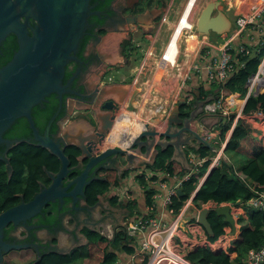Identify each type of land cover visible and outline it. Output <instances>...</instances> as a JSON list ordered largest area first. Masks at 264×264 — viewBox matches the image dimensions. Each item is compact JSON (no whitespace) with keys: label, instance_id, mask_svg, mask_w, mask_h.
Listing matches in <instances>:
<instances>
[{"label":"water","instance_id":"1","mask_svg":"<svg viewBox=\"0 0 264 264\" xmlns=\"http://www.w3.org/2000/svg\"><path fill=\"white\" fill-rule=\"evenodd\" d=\"M90 2L91 0H0V46L11 34L15 35L18 44V49L11 60L0 67V145H5V156H7L9 149L23 142V140L10 141L3 135L18 119L24 118L37 144L47 149L60 161L59 171L55 175L49 173L51 180L49 187L42 188L28 202H21L0 213V264H4V255L12 249L28 248V246L7 244L3 240L4 230L9 225L16 227L25 224L39 214L49 202L58 199L60 203H63L65 197L76 200L84 196V189L91 182L89 173L99 162L107 161L112 156L123 155L127 159L128 167H139L143 162L152 165L159 151L171 147L173 148L172 160L179 162L184 170H187L186 147L193 149L205 147L210 152L216 151L211 140H205L191 127L195 119L204 124L207 129H211L213 125L223 124L222 116L204 112V105L211 98L206 97L205 100H201L199 89L193 90L195 97L193 104L187 105L180 101L175 110L169 114L164 132L157 131L159 119L154 117L149 122H142L143 129L137 136L134 137L127 131L120 134L121 141H130L126 148L113 147L100 150L99 147L104 140L109 138L115 121L124 120L129 117V113L135 111L134 100L139 93V89H136V93L126 104V113L117 118L124 98L118 100L108 98L115 89L110 88L112 90L108 91L107 86H104L97 91L93 102L96 109L99 108L103 112L96 116L98 125L94 129L95 133L83 137L75 144L81 151V157L88 159L86 167L77 178L64 186L71 170L69 158L64 153L63 143L55 141L49 134L51 125H48L43 134L39 133L32 116V109L42 104L52 94L57 95L61 107L64 94L82 97L79 91L68 89L70 82L73 83V77L65 85L63 79L67 64L77 60L75 53L87 28ZM219 7L220 1H210L205 5L196 22L198 37L209 38L212 33L221 36L232 32L235 26L234 16L232 13H224L219 10ZM214 12H216L215 15ZM259 69L260 66L256 74ZM121 83L123 82L119 84ZM249 85L248 81L245 103L251 94L254 97L264 94V92H250ZM218 91L216 89L214 94ZM189 108L191 110L186 112ZM54 119L55 117L50 124ZM138 157L148 160L143 159L140 163L136 161ZM0 159L5 160L11 175L8 159L6 157H0ZM210 173L211 171L208 176ZM73 185L74 188H72ZM178 194H182L181 190ZM210 213L223 217L224 222L231 227L232 235L236 234L237 227L230 206L205 208L199 211L197 222L205 229L209 237L214 236L208 221ZM50 251L65 253L59 250ZM43 254H38L37 260L32 264H37Z\"/></svg>","mask_w":264,"mask_h":264},{"label":"trees","instance_id":"2","mask_svg":"<svg viewBox=\"0 0 264 264\" xmlns=\"http://www.w3.org/2000/svg\"><path fill=\"white\" fill-rule=\"evenodd\" d=\"M8 41L15 43L17 39L15 35L11 34ZM263 56L264 46L259 54L248 59L244 69L220 87L223 94L225 96L239 94L240 98H245L247 93L246 83L257 72ZM214 88L217 87H212L207 91L201 87L199 89L200 95L205 97L217 96L218 94L213 92ZM39 106L40 104L32 109V116L35 126L42 133L53 114L54 106H51V109L45 113L42 124L35 119V113L33 112ZM229 129L232 133L225 150L241 152L249 157L251 161L238 174H235L232 167L227 164L213 169L205 183L199 187L193 199V203L197 207L209 201L220 204L235 202L238 199L248 200L252 196V192L246 179L254 183L253 187L255 189L264 190V94L257 97L251 94L242 110V117L236 121L234 114H232L227 124L221 128V136L224 137ZM56 130L57 127L53 124L52 132L54 133ZM4 137L23 140V142L14 145L7 153L6 158L9 161L11 175H9L8 171L10 170L9 167L7 168L5 160L0 159V212L19 204L21 201L20 196L23 197L24 202L31 200L35 193L39 191L40 183L50 184L51 181L46 172L56 174L60 169L58 158L32 140V131L24 118L18 119L6 131ZM190 150L200 157L212 154L205 147L190 148ZM64 153L70 160L69 167L77 166V156L80 155V150L75 146H70L64 149ZM172 155L173 148L171 147L161 150L158 152L153 164H146L145 167L153 171H165L170 177L183 176L186 170L179 162L172 160ZM119 157L121 164L127 166L126 157L123 155H119ZM206 166L207 164L202 168L201 174L205 173ZM78 174H80L79 171L72 170L69 178H74ZM98 174L105 176L107 180H95L87 186L86 196L90 204L95 203L99 195H106L111 187L118 186L129 172L125 171L120 176L115 170L102 168L98 171ZM141 181L143 182L142 179ZM196 188V177H192L185 182L181 188L182 194L174 199L170 208L171 213H178ZM110 201L112 204H117L119 201L122 202L121 204L124 203L123 200H119L117 197L110 198ZM144 203H151L149 196L145 197ZM123 206L128 211L127 215L134 216L141 211L142 201L133 200L128 204L124 203ZM208 221L214 235L210 237L211 240L226 232V224L221 223L214 213L208 215ZM236 221L238 225L237 233L231 237L226 252L214 254L208 249L200 248L188 255L189 261L193 264H246L248 250L258 248L264 239V214L258 211H251L245 215L239 213ZM52 222L57 223V220L54 218ZM81 233L86 239L85 245L78 246L65 254L53 251L46 252L37 264H69L74 261H79L80 264H113L119 254L129 256L135 252V248L129 242L132 238L127 233L116 232L112 239H108L99 231L90 230L88 227H84ZM12 253L18 254L17 257L24 260V263L31 261L29 264H32L37 260L34 250H12L6 256L5 264H8V257Z\"/></svg>","mask_w":264,"mask_h":264},{"label":"built area","instance_id":"3","mask_svg":"<svg viewBox=\"0 0 264 264\" xmlns=\"http://www.w3.org/2000/svg\"><path fill=\"white\" fill-rule=\"evenodd\" d=\"M187 3L189 5L190 1L187 0L186 5ZM226 9H229L232 16H234L235 26L232 32L218 36L216 39L208 38L207 42H202L199 45L200 47H197L190 62L188 60L187 78L189 72L195 71L199 76V80L210 86V88L214 86L220 89L240 70L244 69L248 59L259 54L264 46V0H229ZM184 10L185 8L175 20L178 24L177 27L171 24L169 37L162 45L161 56L155 57L152 54L153 49L147 52V50L141 48L140 51L143 55H146V53L152 55V57L158 59L161 66L169 69L177 68L181 63L180 61L184 63L189 59L186 48L184 51L180 49L176 63L169 62L166 58L168 47L175 35H180L177 40L183 41L186 34H196L197 21L194 19L197 17L194 13L189 15L191 18L190 27L179 31V25L183 23ZM229 10L227 11L229 12ZM166 21L168 22V17L165 14L162 17V22L165 23ZM151 43L150 39L147 46ZM185 57L186 59H183ZM263 58L264 56L259 66H261ZM256 73L248 79L249 84L257 75ZM114 80H116V76L110 75L106 82ZM124 80L125 78L122 76L119 82ZM183 84L184 82L180 87L177 85L176 89H173L176 92L174 102L181 100L187 105H191L195 101L194 94H183ZM216 94L218 95L212 97L204 105L205 113L220 115L223 117V122L225 119H229L232 114L234 116L236 114L235 120L242 117L243 106L236 110L233 103H228V100L235 94L225 96L222 88ZM158 109L156 107V111ZM165 113L163 112L161 119L165 118ZM191 127L205 140H211L213 146L219 145L218 148L215 146L216 151L212 155L200 157L193 151H189L190 153L187 156L189 166L183 176L170 177L165 171L150 170L145 167L146 162L140 164L139 167L126 166L125 170L129 172L126 178H130L129 183H126L125 178L118 186H113L109 190L110 193H108L111 194V197H117L119 200H123L125 204L141 199L140 197H142L141 201L145 202L146 196H149L151 200L150 204L144 203L138 214L128 215L123 223L125 232L132 238L130 245L135 248V252L129 256L119 254L113 264H193L188 259L190 253L200 248L208 249L214 254L226 252L229 248V241L234 236L230 228L228 232H224L216 239L211 240L205 229L197 222L200 210L230 206L236 227L238 226L237 214L243 213V206L245 205L249 206L251 211L264 214V190L255 189L253 187L254 183L248 179L246 181L252 192V196L248 200L238 199L235 202L220 204L209 201L201 204L200 207L195 206L193 199L199 187L205 183L208 173L223 164L230 165V162L225 157L228 140L222 142L218 139L221 137L222 126L213 125L211 129H207L204 124L195 119L191 123ZM206 164V171L201 174V170ZM192 177L197 178V188L191 193L178 213H171L170 208L174 199L179 196L178 191ZM191 208L195 211V217L193 221L187 222L185 217ZM101 234L110 239L113 236L112 232L101 231ZM246 264H264V239L258 248L248 250Z\"/></svg>","mask_w":264,"mask_h":264},{"label":"flooded vegetation","instance_id":"4","mask_svg":"<svg viewBox=\"0 0 264 264\" xmlns=\"http://www.w3.org/2000/svg\"><path fill=\"white\" fill-rule=\"evenodd\" d=\"M165 1L166 0H91L89 16L87 18V28L75 53L77 60L70 61L67 64L65 77L63 79V83L65 85L68 84L73 77V83L70 82L68 89L72 91H79L82 97L78 95L71 96L69 94H64L62 107L57 95L52 94L47 97L46 100L43 101L42 104H40V106L33 111L35 113V119L40 121L42 124L46 115L45 113L51 109V106H54L53 114L48 123L45 125L43 132L41 133L37 128L40 134H43L48 125H51L49 126V134L55 141H61L63 143L64 149L70 146H75V144L78 143L80 139H82V137H68L63 130L67 122L74 119V117L71 119L69 116L66 120L64 119L69 110V104L67 102H69L70 99H74L76 102H78L77 100L81 102L90 101V97L87 96V90L90 89V84L86 80L88 75H92L93 77L97 78L102 71V75L99 77L100 80H98L95 85L96 90H98L97 88L103 81L105 74H116L120 72V74L124 77L130 76L131 68L135 61L143 56V53L140 51V49L142 47H146L149 44L150 37L155 34L154 31L160 24L159 22L161 16L166 11L167 7H169V10H172V12L177 13L181 8V0L179 2H176V0H169L166 4ZM183 2L184 0H182V3ZM227 3L228 2H225L222 5L226 6ZM213 14L215 15L216 12ZM171 18L172 15L168 19L169 23ZM197 19L198 17L194 20L197 21ZM168 22L164 23L166 27L168 26ZM31 23L34 25L33 21H31ZM212 35L218 37L216 34L212 33L209 38H212ZM8 37H6L0 46V67L4 66L13 57L14 53L18 49L17 42H9ZM112 37L116 38V41H118V46H120L119 48L115 49V54L123 58L121 62H117L116 64H113V61H115L117 58L112 49L105 50L108 47H117V45H115L113 42L108 41V39ZM168 37L169 35L166 36L164 40L162 39L157 47H162ZM157 47L153 48L152 52H154L155 49H158ZM154 56L156 57L157 55L154 54ZM103 60L107 61L108 63H104ZM208 97L212 99V97L215 96ZM205 99L206 97L201 95V100ZM135 103L136 101L134 100V104ZM190 110L191 108L187 109L186 112H189ZM78 113L84 114L83 110H79ZM185 115L186 114H184V116ZM53 117H55V119L50 124V121ZM116 123L117 121L114 123L111 131L115 127ZM53 124H55L57 127V130L54 133L52 132ZM111 131L110 135L112 137ZM4 138L10 141L19 140H13L6 137ZM32 140L35 141L34 138H32ZM28 141L30 140L28 139ZM117 144L118 143L114 141V143H107L106 147H117ZM105 148L101 147L100 149L104 150ZM5 152V145H0V157L5 158ZM77 160V166H72L69 168L71 172L72 170H76L81 174L86 167L88 159L81 157L80 151V155L77 156ZM102 168L115 170L120 176L121 171L125 170V166L121 164L119 155L112 156L109 160L99 162L91 169L89 173V179H91V182L87 186H89L95 180H107L105 176L98 174V171ZM46 173L50 179V172ZM51 174L55 175L53 173ZM80 174L74 178H69L68 175L67 180L64 182V186L67 185L68 182L77 178ZM49 185L40 183L39 191L42 188L49 187ZM87 186L84 189V196L79 197L76 200L71 197H65L63 199V203H60L58 199L49 202L41 209L39 214L28 220L25 224H20L16 227L9 225L4 230L3 240L10 245L28 246V248L24 249L34 250L35 254L38 256V254H43L50 252V250H54L58 243V237L62 233H71L72 235L73 233L74 235L82 234L81 232L84 227H88L90 230H95L94 228H96V231H104L108 233L112 232L113 236L116 234L117 229L123 233H126L123 223L128 216L127 213L124 214L123 217L117 216V214L112 208H110L109 205L103 204L104 201L106 202V200H104L106 199L104 196L101 197L99 195L98 200L95 203H88L86 196V189L88 188ZM74 187L75 186L73 185L72 188ZM20 199V203L24 202L22 196H20ZM102 205L104 206L105 212L102 213V211L99 210L100 212L97 211V214H95L96 209ZM77 212H87V216L84 218L85 225H82L81 227H79L80 223H77V220L81 221L77 217ZM54 218L57 220V223L52 222V219ZM74 225L76 228L73 227ZM70 226L73 227V230ZM54 240H56V242H54ZM7 255L8 253L4 255V264L6 262ZM15 259L20 262H24V260H22L20 257ZM12 261L13 260L8 261V264H12Z\"/></svg>","mask_w":264,"mask_h":264},{"label":"crops","instance_id":"5","mask_svg":"<svg viewBox=\"0 0 264 264\" xmlns=\"http://www.w3.org/2000/svg\"><path fill=\"white\" fill-rule=\"evenodd\" d=\"M227 2L229 3V0H227ZM228 3H227V6H228ZM200 12H201V10H200ZM200 12H199V14H200ZM165 14L168 17V19L172 15L170 23L168 22V26L166 27L164 22L161 21V23L158 25V27L154 31L155 34L150 37L152 43L149 46L142 47L143 49L147 50V52L151 51V49H153V47L154 48L157 47L159 42L162 41V39L164 40V38L169 35V32L171 30L170 26H171L172 22L175 21L177 16H178V13L172 12V10H169V7H167L166 11L162 15H165ZM157 40H158V43H157ZM207 40H208V38L203 39V38L198 37L195 34L193 37L187 36L183 39V41H181V44L179 47V52H180V49H182L184 51V49L186 48V52H188L190 56L194 55L199 44H201L202 42H207ZM108 41L113 42L115 45H117V47H115V48L108 47L105 50H111L112 49V51L115 54V51H116L115 49L120 47V46H118V41H116L115 37L109 38ZM190 41L193 42V47H188L187 44ZM115 56L117 59L115 61H113V64H116L117 62H121L123 60V58L120 57L119 55L115 54ZM177 56H178V54H177ZM187 56H188V54H187ZM147 57H149L148 53H146V55L141 56L138 60L135 61L134 65L131 68L130 76H128V77L123 76L125 78V80L123 81V83H121V85L119 84L120 83L119 80L122 77V75L120 74V72H118L116 74H105L103 81L100 83V85L97 88L98 90H101V88H103L104 86H107L106 89L108 91L112 90L110 88H114L115 90L114 91L112 90V92L108 98H111L114 100L124 98V101H123L124 103L120 109V112L117 113V118H119L120 116H122L126 113V106H127L126 104H127L128 100H130V97L134 93H136L135 90L139 89V91L141 93L138 96L137 103L135 104V111L133 113L128 114L129 120H123L124 124L121 125V127L118 130L119 132L117 133V136L115 137V141L118 144H125V142L128 141V140H125L123 143L118 141L119 140V138H118L119 134H124L125 131H127L128 133H130L132 136L135 137L143 129V125L140 126V123L142 124V122H149L155 116H157V118L159 119V124H157V126H156L157 131L158 132H164L165 129L167 128V120L165 121V119L169 116V114L172 111L175 110L176 106L179 103V101L174 102V95L176 92L173 89H176L177 85H179V87H180L183 82H184L183 85L185 86L186 81L190 78L191 72H189L188 78H187V74H186V70L188 69V63L191 60L190 57H189V59H187V61H186L187 63L186 62L182 63V65H185V66H183V68H181V73L176 72L175 74H165V72H167L169 70V68L161 66L159 64L158 59L155 57H152L153 61L147 63V61H148ZM146 59H147V61H146ZM188 60H189V62H188ZM176 62H177V58H176L175 63ZM104 63H108V62L104 61ZM171 67H173V66H171ZM101 75H102V71H101V74H99V76L97 78L93 77L92 75H88L86 78V80L90 84V89L87 90V96H90V101L81 102V101L77 100L79 102L78 103V102H76V100L70 99V101L67 102L69 104V110H68L66 117L64 119L66 120L68 116L71 117V119H72V117H74V119L67 122V124L63 128V130L65 131V134H67L68 137L72 135L75 137H82L83 138V137L90 136L93 133H95L94 129L98 125L97 120H96V116L100 115V113H103V112H101V110L99 108L96 109V106L93 103L95 96L97 94V91H98L95 89V85H96L97 81L100 80L99 77H101ZM110 75L116 76V80L113 82L107 83L106 80L108 79V77H110ZM168 78H170V80L167 81ZM140 80L142 81V83H145V84H143V87L141 86ZM175 80L177 83L174 84V87H171L169 84ZM201 87L203 88V90H207V91L211 89L210 86L203 84L199 80V76H197L196 82L193 83V85L189 89L190 93L193 94V90L200 89ZM211 87H214V86H211ZM183 88H185V87H183ZM216 89H218V88H214V91ZM156 94H157V96H155ZM235 95L238 96L239 94H235ZM241 99H244V98H241ZM154 102H156V103L154 104ZM163 104L166 105L165 109H163V106H164ZM244 104H245V99H244L242 106ZM242 106H240V108ZM156 107L159 108L157 111H156ZM240 108H237V110H239ZM79 110H83L84 114L78 113ZM163 112H166L165 118L161 119ZM149 114H150V116H148ZM226 120L227 121L225 123L223 122L224 124L222 125V127L227 124L229 119H226ZM122 122H120L119 124H121ZM233 125H234V123L232 124V126ZM111 134H112V131H111ZM223 138H224V140H228V139H226V135H224V137L221 136L218 139H219V141H222ZM107 143H109V142L106 139L102 143V145L99 147V149L101 147L105 148ZM111 148H113V147H111ZM104 150H106V149H104ZM185 151H186V158H187L188 153H190L189 151H191V150H190V148L186 147ZM142 152L144 153V151H142ZM136 161L142 163L143 158L138 157ZM248 163H249V161H247L246 163H243L240 166V170H242L243 167L245 165H247ZM188 166H189V164H188V158H187L186 167L188 168ZM123 171H126V170H123ZM123 171H121V174L124 173ZM109 193L104 195V197L106 199L112 198L111 194H109ZM106 204L108 205V203H106ZM143 205H144V202L142 201L141 209L143 208ZM191 209H193V208H191ZM123 216H124V214H123ZM116 231L122 232V231H119L118 229ZM62 234H65V233H62ZM61 235L58 237V243L55 246L54 250L60 251V249H58L59 243H61L63 240H65L67 238L66 236L61 237ZM70 251H63V252L68 253ZM18 263L23 264L24 262H18Z\"/></svg>","mask_w":264,"mask_h":264},{"label":"rangeland","instance_id":"6","mask_svg":"<svg viewBox=\"0 0 264 264\" xmlns=\"http://www.w3.org/2000/svg\"><path fill=\"white\" fill-rule=\"evenodd\" d=\"M167 1H169V0H166L165 1V4L167 3ZM180 0H176V2H179ZM186 1L187 0H184V2L182 3V0H181V2H180V5H181V8L178 10V17H179V15H180V13L183 11V9L185 8V6H186ZM210 1H220V7H219V10H222L224 13H230V10L229 9H226V7H227V5L226 6H223L222 4L223 3H225V2H227V0H200V2L201 3H198L197 4V7L199 8L200 6H202L203 5V3H205L206 2V4L208 3V2H210ZM222 2V3H221ZM199 4H201V5H199ZM205 4V5H206ZM197 7H195V8H197ZM194 8V9H195ZM227 10H229V12L227 11ZM194 11V10H193ZM195 11H196V9H195ZM194 15H195V13H194ZM164 15H162L161 16V19H160V22L159 23H161V21H162V17H163ZM177 23H176V21L174 22V23H172V26H175V27H177ZM171 27V26H170ZM212 38L213 39H216L217 37L216 36H214V35H212ZM200 45V44H199ZM200 47V46H199ZM158 48V47H157ZM157 50V51H156ZM161 52H162V47H159L158 49H155V51L153 52V54H155V55H157V56H161ZM188 57H190L191 59L194 57V55H189V53H188ZM183 59H186V57L185 58H183ZM181 63H180V65L177 67V68H171V69H169V71L168 72H165V74H175L176 72H180L181 73V64H182V61H180ZM146 63V62H145ZM183 66H185V65H183ZM183 68V67H182ZM180 75V74H179ZM168 76V75H167ZM196 79H197V74H196V72L195 71H192L191 72V75H190V78L186 81V84H185V88H183V94H189L190 93V87L193 85V83H195L196 82ZM168 80H170V78H168L167 79V81ZM174 84H176V80L175 81H172L169 85L171 86V87H174ZM241 95H242V93H241ZM241 99V98H240ZM241 100H243V99H241ZM181 100H179V102H180ZM156 102H154V104H155ZM236 110H237V108H236ZM235 116H236V114H235ZM227 120L225 119V121H224V123L226 122ZM223 123V124H224ZM231 130L229 129L226 133H225V135H226V139H228L229 138V136L231 135ZM222 142H224V138H223V140H222ZM217 148L219 147V145H215ZM214 146V147H215ZM215 147V148H216ZM108 148H111V147H108ZM105 149H107V148H105ZM212 153H214V152H212ZM225 157L227 158V160L230 162V165H231V167H232V169H233V171L235 172V174H238L239 173V170H240V166L243 164V163H246L247 161H251V159L249 158V157H247V156H245V155H243V153H241V152H239V153H237V152H230V151H227V152H225ZM128 176V175H127ZM129 179L130 178H126V183L128 184L129 183ZM101 197H103V196H101ZM141 199H138V200H142V197H140ZM104 200H106V202L104 201L103 202V204L105 205L107 202H108V205L110 206V208H112L113 209V211L117 214V216H122L123 217V214H126V213H128V211L125 209V206H123V204H121L122 202H118L117 204H111V202H110V199H104ZM99 210H101L102 211V213L103 212H105V209H104V206L102 205V206H100L99 208H97L96 209V211H95V214H97V211L98 212H100ZM251 212V208L249 207V206H247V205H245V206H243V215H245V214H247V213H250ZM101 213V214H102ZM94 214V215H95ZM87 216V212H77V217L81 220V221H79V220H77V223H80V225H79V227H81L82 225H85V222H84V218ZM194 217H195V211L193 210V209H190L189 211H188V213L186 214V217H185V220L188 222V221H193V219H194ZM219 218V220L221 221V223H225L224 222V218L223 217H218ZM226 224V226H225V230H226V232H228V230L231 228L230 226H229V224H227V223H225ZM71 228H72V230H73V227L74 228H76L75 227V225L72 227V226H70ZM94 228V227H93ZM95 230H96V228H94ZM97 230H99V229H97ZM100 233H101V231H99ZM115 233V232H114ZM63 236H66L67 238L65 239V240H63L61 243H59V245H58V249H60V251H70L71 249H73V248H75V247H78V246H82V245H85L86 244V239H85V237H84V235H82V234H78V235H74V233H73V235L71 234V233H65V234H62L61 235V237H63ZM17 255L18 254H16V253H12L9 257H8V260L9 261H11V260H13L12 261V264H22V263H18V262H20V261H18L17 259H15V258H17ZM30 262L29 261H27V263H23V264H29ZM69 264H80V262L79 261H74V262H71V263H69Z\"/></svg>","mask_w":264,"mask_h":264},{"label":"bare ground","instance_id":"7","mask_svg":"<svg viewBox=\"0 0 264 264\" xmlns=\"http://www.w3.org/2000/svg\"><path fill=\"white\" fill-rule=\"evenodd\" d=\"M190 1V4L188 5V3H187V5H186V7H185V10H184V13H183V16H182V18H183V23H181L180 25H179V31H181L182 29H184V28H189L190 26V24H191V18H190V16L189 15H191L192 13H195L196 14V17H198L200 14H199V12H200V10H201V12H202V10L205 8V4H206V2L205 3H203V5L202 6H200L199 8L197 7V4L198 3H201L200 2V0H189ZM199 5H201V4H199ZM195 7H197V8H195ZM196 9V11H195V9ZM194 10V11H193ZM200 12V13H201ZM196 35V34H195ZM179 36L180 35H175L174 36V38H173V40H172V43L170 44V46L168 47V51H167V59L169 60V62H172V63H175V61H176V58H177V54H178V52H179V47H180V44H181V41H178L177 40V38H179ZM193 37L194 36V33H189V34H186L185 35V37ZM184 37V38H185ZM183 38V39H184ZM205 38H207V36H203V39H205ZM188 47H193V42L192 41H190L188 44ZM154 48V47H153ZM152 54H153V52H152ZM148 58V61H147V59H146V61H147V63H149V62H151V61H153V59H152V55H149V57H147ZM169 71V70H168ZM167 71V72H168ZM141 81V80H140ZM177 83V82H176ZM143 84H145V83H142V81H141V86L143 87ZM250 90H251V92H253V91H255L256 93L257 92H259V93H263L264 92V58H263V60H262V64H261V66H260V69H259V72H258V74L257 75H255L254 76V78L251 80V82H250V88H249ZM141 93H140V91H139V93L136 95V97H135V101H136V103H137V100H138V96L140 95ZM155 96H157V94L155 95ZM243 102H244V99L243 100H241L237 95H234V96H232L231 98H230V100H228V103L229 104H231V103H233V105H234V108L236 109V108H240V106H242V104H243ZM135 103V104H136ZM162 103V102H161ZM160 103V104H161ZM164 105V104H163ZM166 108V105H164L163 106V109H165ZM148 116H150V114L148 115ZM147 117V116H146ZM124 120H129V117L128 118H126V119H124ZM123 121V119H121V120H118L117 121V123H116V125H115V127L113 128V130H112V137L111 136H109V138H107V140H108V142L109 143H114V141H115V137L117 136V133L119 132L118 130H119V128L121 127V125H123L124 124V121ZM120 122H122L121 124H119ZM119 124V125H118ZM140 126H142V124L140 123ZM119 136H120V134H119ZM118 136V138H119V140L118 141H120V142H124V141H121L120 140V137ZM106 140V139H105ZM104 140V141H105ZM130 143V141H127V142H125V144H117V147H121V148H126L127 146H128V144ZM111 147H114V146H111ZM108 148V147H107Z\"/></svg>","mask_w":264,"mask_h":264},{"label":"clouds","instance_id":"8","mask_svg":"<svg viewBox=\"0 0 264 264\" xmlns=\"http://www.w3.org/2000/svg\"><path fill=\"white\" fill-rule=\"evenodd\" d=\"M222 126V125H221Z\"/></svg>","mask_w":264,"mask_h":264}]
</instances>
